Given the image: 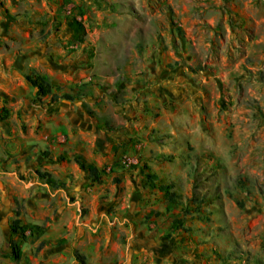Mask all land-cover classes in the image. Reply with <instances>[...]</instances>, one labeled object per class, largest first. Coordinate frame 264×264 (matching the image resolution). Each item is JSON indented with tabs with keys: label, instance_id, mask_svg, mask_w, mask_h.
Listing matches in <instances>:
<instances>
[{
	"label": "rangeland",
	"instance_id": "1",
	"mask_svg": "<svg viewBox=\"0 0 264 264\" xmlns=\"http://www.w3.org/2000/svg\"><path fill=\"white\" fill-rule=\"evenodd\" d=\"M0 264H264V0H0Z\"/></svg>",
	"mask_w": 264,
	"mask_h": 264
},
{
	"label": "trees",
	"instance_id": "2",
	"mask_svg": "<svg viewBox=\"0 0 264 264\" xmlns=\"http://www.w3.org/2000/svg\"><path fill=\"white\" fill-rule=\"evenodd\" d=\"M66 26L70 32V41L75 44H81L84 40L85 36V29L83 26V23L81 22L80 19H76L72 17L71 19L66 21ZM23 79L25 82L34 89V96L35 98H41L44 96H48V100L46 101L45 105L49 106L53 103L58 102L59 100H67V101H72L74 99H79L82 96L90 94V92H86L82 89V87H79L73 94H68V93H63L59 96L54 95L51 92V84L48 80L47 77H43L39 74H33V73H24ZM4 117L2 116L1 119ZM100 122L103 123L104 128L111 130L114 129L110 128L107 124V121L104 120L103 118H98ZM41 157H43V160L48 163H55V162H60L63 158L61 155H58L56 157H52L49 155L47 151H44L41 153ZM74 162L77 164L78 168L86 174V178L88 182L91 183H98L100 181V172L101 169L97 168L95 166H89L83 163L78 157L73 158ZM36 173L40 176H47L46 173L44 172H39L36 171ZM145 178L148 182V187L149 188H156L159 192L162 193L163 198L165 199L166 202L169 203H174L177 202L179 199L178 195L172 190V183H160L157 181V178L153 174L146 173ZM9 228L12 233L18 234V236L23 235V227L18 225V220L13 219L10 222ZM11 255L16 259L17 258V246L15 243H13L12 248H11ZM74 257L76 260L79 262H83V257L81 255H78L77 253H74Z\"/></svg>",
	"mask_w": 264,
	"mask_h": 264
},
{
	"label": "crops",
	"instance_id": "3",
	"mask_svg": "<svg viewBox=\"0 0 264 264\" xmlns=\"http://www.w3.org/2000/svg\"><path fill=\"white\" fill-rule=\"evenodd\" d=\"M98 121V120H97ZM55 123H56V125L57 126H55V130H53V129H51V125L49 126L50 127V132H54V133H59L57 136H56V139H60V140H63V134H62V131H64V127H63V122L60 120V119H56L55 121H54ZM81 124H83L84 125V130L86 131V132H88V133H90V134H94L93 136L95 137V139H94V142H93V149L96 151V152H98V153H101V150L99 151V149H97V147H99V145L100 144H97V141H99L100 140V143H101V145L103 144V143H105L106 144V141H103V139H106L105 137H106V135H108V133H106L105 131H102L101 129H100V127L98 128V126H103V123L102 122H100V121H98V123H96V121H93L92 120V118H88V116H87V118H85L80 124H79V127L81 128ZM48 127V128H49ZM83 127V126H82ZM86 127V128H85ZM60 129V130H59ZM53 134V133H52ZM99 134H103V136H105L104 138H101L100 136H99ZM115 141V140H114ZM66 143V142H65ZM116 143V142H115ZM114 142L113 143H111V144H107L110 148H112V147H115L114 146V144H115ZM74 144H75V146H76V153L77 154H79V159L83 162V163H85L86 165H89V166H95V167H97L93 162H92V160L90 159V154H88V156L87 155H85V153L83 152L82 153V151H80L81 150V148H80V143L79 142H77L76 140H74ZM113 145V146H112ZM100 148H101V146H100ZM124 149H125V147H123V148H120L118 151H116V153H121V152H123L124 151ZM60 151H62V149L60 150ZM60 151H57V148L55 147L54 148V155H52L53 157H55V156H57L58 154H59V152ZM89 153H91V152H89ZM114 153V152H113ZM125 153H126V151H125ZM114 155V154H113ZM75 157H77V156H75ZM110 158V157H109ZM112 158V157H111ZM131 160V159H130ZM133 160V159H132ZM98 168V167H97Z\"/></svg>",
	"mask_w": 264,
	"mask_h": 264
},
{
	"label": "built area",
	"instance_id": "4",
	"mask_svg": "<svg viewBox=\"0 0 264 264\" xmlns=\"http://www.w3.org/2000/svg\"><path fill=\"white\" fill-rule=\"evenodd\" d=\"M129 161H130L129 158H127V157H123L121 163H122V164H127Z\"/></svg>",
	"mask_w": 264,
	"mask_h": 264
}]
</instances>
